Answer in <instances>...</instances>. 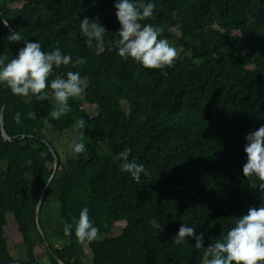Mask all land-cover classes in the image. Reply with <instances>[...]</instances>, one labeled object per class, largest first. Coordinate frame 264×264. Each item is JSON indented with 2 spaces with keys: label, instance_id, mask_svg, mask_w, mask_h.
Listing matches in <instances>:
<instances>
[{
  "label": "trees",
  "instance_id": "16d2710c",
  "mask_svg": "<svg viewBox=\"0 0 264 264\" xmlns=\"http://www.w3.org/2000/svg\"><path fill=\"white\" fill-rule=\"evenodd\" d=\"M151 2L156 9L149 22L187 53L173 68L147 70L118 57L114 0H0V55L12 58L24 46L8 42L6 20L45 51L85 58L86 64L56 69L52 78L79 71L87 78L84 101L95 112L89 117L71 100L72 111L53 119L51 95L37 101L0 85L9 138L0 135V264H203L194 239L173 242L181 224L203 233L206 248L227 232L229 218L264 203V192L242 175L245 137L264 125V0ZM97 16L104 43L89 48L79 24ZM80 118L85 151L62 162L44 133L64 132ZM94 142L110 154H98ZM125 147L145 166L138 182L120 170ZM54 158L57 170L45 190ZM42 193L39 233L35 207ZM50 193L59 204L54 220L44 213ZM84 207L100 230L91 243L63 233ZM113 228L121 233L104 238ZM8 239L21 258L9 253Z\"/></svg>",
  "mask_w": 264,
  "mask_h": 264
},
{
  "label": "clouds",
  "instance_id": "9594fccd",
  "mask_svg": "<svg viewBox=\"0 0 264 264\" xmlns=\"http://www.w3.org/2000/svg\"><path fill=\"white\" fill-rule=\"evenodd\" d=\"M115 16L119 23L116 33L115 50L118 57L131 60L147 70L173 68L179 56L178 50L167 38H162V26L149 21L153 20L156 9L151 0H114ZM3 26L9 29V43L23 41V47L9 58L0 55V85L5 86L18 97L34 96L37 101L49 99L54 102L49 115L60 119L72 111L70 101L83 95L87 88V78L79 71H67L65 75H55L61 67L76 68L87 60L71 54H65L60 48L45 51L39 41H26L21 31L11 28L5 20ZM79 29L86 38L85 44L91 48L94 44H103L106 29L100 24L99 17L80 21ZM50 89V92H49ZM28 117L35 119L34 111ZM20 123V113L14 115ZM86 121L76 119V135L72 141V151L80 154L85 151L83 132ZM243 152L246 162L242 166L244 178L255 181L253 189L264 192V125L250 131L245 137ZM132 149L125 147L119 153L120 170L139 181L145 166L131 155ZM58 206V205H57ZM231 226L219 239H214L204 247L203 233L197 235L194 227L181 224L177 234L172 238L175 244H183L189 239L195 240V249H203V264H264V203L260 207H249L246 214L238 218H229ZM65 236L75 237L81 242H93L100 239V230L89 216V209L84 207L75 225L65 223Z\"/></svg>",
  "mask_w": 264,
  "mask_h": 264
},
{
  "label": "rangeland",
  "instance_id": "374dc122",
  "mask_svg": "<svg viewBox=\"0 0 264 264\" xmlns=\"http://www.w3.org/2000/svg\"><path fill=\"white\" fill-rule=\"evenodd\" d=\"M173 46L178 50L179 56L187 55V53H184L182 48L178 47L176 45V42H171ZM74 101H77V103L80 105L81 109L87 114V116L92 117L95 112H94V107L92 105H89L85 103L84 101V96L81 95L78 98L73 99ZM47 126V125H46ZM49 128V127H48ZM85 138L83 142H87V137L85 135V129L83 132ZM47 141L51 144V146L54 148V150L57 152L59 160L60 161H65L69 158H77V154H75L72 151V141L74 136L76 135V132L74 130V126L64 132L58 133V132H45L44 133ZM98 151V154L102 156H108L110 154L109 150L106 148V146L100 144L99 142H94ZM3 166H0V169ZM58 205V206H57ZM58 200L53 194H48L45 200L44 204V213L45 215L51 219L54 220L58 216ZM12 218L10 214H7V219ZM11 230H7V233L10 235ZM121 233L119 228H113L108 234L103 235L104 238H110V237H115L118 236ZM54 241L58 244H63L64 239H58L55 238ZM12 239H8V251L9 253L14 257V258H21L22 255L19 254V248L17 245L13 244ZM47 259H44L41 261V264H47Z\"/></svg>",
  "mask_w": 264,
  "mask_h": 264
},
{
  "label": "water",
  "instance_id": "95a60500",
  "mask_svg": "<svg viewBox=\"0 0 264 264\" xmlns=\"http://www.w3.org/2000/svg\"><path fill=\"white\" fill-rule=\"evenodd\" d=\"M3 108H4V106H3V107L1 108V110H0V135H1V137H2V139H3L4 141H9L8 136L5 134V132H4V130H3V124H2V113H3ZM51 151H52V150H51ZM52 154H53V151H52ZM57 166H58V161H57L56 158H54V161H53V172H52V175H51L50 179L48 180V182H47V184H46V186H45V190L48 189V186H49V184H50V182H51L52 178L54 177L55 172H56V170H57ZM43 200H44V193H42V194L40 195L39 200H38V202H37V205H36V207H35V221H36V227H37V230H38L39 233H42V231H41V228H40V226H39L38 215H39V210H40V207H41V205H42V203H43ZM57 262H58L59 264H62L60 261H57Z\"/></svg>",
  "mask_w": 264,
  "mask_h": 264
}]
</instances>
